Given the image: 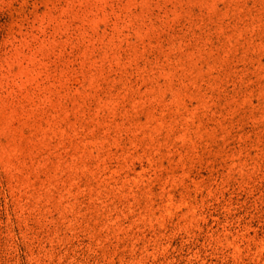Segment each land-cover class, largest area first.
Returning a JSON list of instances; mask_svg holds the SVG:
<instances>
[{
  "label": "rangeland",
  "instance_id": "1",
  "mask_svg": "<svg viewBox=\"0 0 264 264\" xmlns=\"http://www.w3.org/2000/svg\"><path fill=\"white\" fill-rule=\"evenodd\" d=\"M0 264H264V0H0Z\"/></svg>",
  "mask_w": 264,
  "mask_h": 264
}]
</instances>
